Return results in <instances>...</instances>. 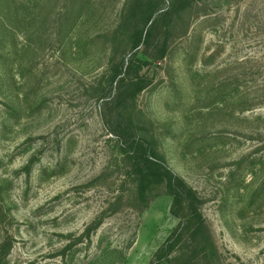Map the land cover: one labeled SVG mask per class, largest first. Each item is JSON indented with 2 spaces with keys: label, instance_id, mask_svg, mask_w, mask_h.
I'll list each match as a JSON object with an SVG mask.
<instances>
[{
  "label": "rangeland",
  "instance_id": "374dc122",
  "mask_svg": "<svg viewBox=\"0 0 264 264\" xmlns=\"http://www.w3.org/2000/svg\"><path fill=\"white\" fill-rule=\"evenodd\" d=\"M131 52L147 86L114 104ZM114 131L200 200L162 262L183 212ZM0 264H264V0H0Z\"/></svg>",
  "mask_w": 264,
  "mask_h": 264
},
{
  "label": "trees",
  "instance_id": "16d2710c",
  "mask_svg": "<svg viewBox=\"0 0 264 264\" xmlns=\"http://www.w3.org/2000/svg\"><path fill=\"white\" fill-rule=\"evenodd\" d=\"M138 18L139 16L133 13L132 28L135 31V39L132 38L128 43L131 45L132 51H136L141 44L148 45L151 38V28L146 31L144 40H142V31H136L138 30ZM164 47L161 50L160 57H163L165 53ZM146 62L138 59L136 52H131L129 55L123 54L120 61L115 63L112 73L114 90L112 103L117 104L124 95H127L123 97L124 100L132 101L146 88L147 78L141 74L142 66ZM124 130L126 131L127 129ZM114 133L121 138L126 147L124 152L131 168L130 174L135 180L138 198L145 201L151 184L165 182L172 197L171 213L178 216L180 211L183 212V221L180 226L170 233L164 243L154 253L156 263L162 262L170 255L182 232L188 231L190 239L194 240L195 236L203 228L201 213L198 211L200 200L192 188L181 177L176 175L166 165L165 161L157 157L147 139L132 133H124V131L119 133L114 131Z\"/></svg>",
  "mask_w": 264,
  "mask_h": 264
}]
</instances>
